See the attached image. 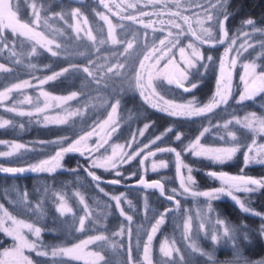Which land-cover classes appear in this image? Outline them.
Masks as SVG:
<instances>
[{
  "label": "rangeland",
  "instance_id": "rangeland-1",
  "mask_svg": "<svg viewBox=\"0 0 264 264\" xmlns=\"http://www.w3.org/2000/svg\"><path fill=\"white\" fill-rule=\"evenodd\" d=\"M75 1L83 3L86 0ZM98 1L100 8L94 11L91 20L80 6L69 9L66 17L62 12L55 15L44 12L39 5L27 0L28 14L31 16V23H27L18 0H0V57L7 61H0V129L17 124L24 128L27 125L60 126L79 121L83 130L79 138L70 142V148L73 145L80 147L93 159L95 164L92 165H111L100 168L111 171L115 177H132L133 163H137L141 172L160 173L167 178L166 191L176 201L174 205L167 203L163 209L155 210L151 205L154 194L148 190L111 193L95 183L97 196L103 198L100 199L94 196L90 198L76 188L54 184L52 180L47 187L38 185L37 191L30 192L22 181L1 177L0 264H22L17 257L4 255L6 251L12 253L19 247L20 241L15 236L17 232L34 245L22 250V255L31 264H244L245 261L264 264V251L252 256L254 245L259 244L264 248V234L261 233L264 211L251 206L253 195L259 191L256 185L248 184L247 187L252 189L249 192L231 189L233 195L250 209L249 212H244L226 192L210 200L185 193L180 186V179L184 177L191 192L227 189L224 182L200 189L195 183L187 181L189 168L194 178L192 161L195 159H205L222 167L224 163L242 156V170L236 175L264 179V175L255 177L242 172L248 166L264 168V164L258 162L245 165L244 159L246 154L256 155L257 147L264 144V132H260L257 125L251 129L246 126L249 114L254 113L264 119V92L257 93L251 99L239 100L245 84H251L254 79L249 77L246 82L241 79L244 76L243 65L255 62L257 74L264 72L260 62V58L264 57V28L255 25L262 31H253L251 26L240 25L230 31L224 19L227 5L224 6L223 0ZM70 30L77 36L76 47L86 45L78 51L80 56H85L88 61L89 55H97L87 65L78 67L80 74L89 77L82 82L85 95L77 91L59 94L47 89L46 84L64 75L63 71L45 77L16 79L14 68H33L34 55L55 54L53 48L62 53L70 48L63 42ZM226 50L229 52L227 70L232 73L231 94L226 103L220 102L215 109L222 108L235 96L238 103L250 101L253 110L208 125L186 143L180 142L181 134L177 132L171 136L169 144L172 145L168 146L161 143L174 128L150 134L151 123L144 124L140 129L130 127V117L123 114L121 107V97L130 93L139 95L152 107L156 105L154 108L176 117L208 115L213 111L188 115L192 110L188 107L189 101L198 109L212 100L204 105L196 104L193 97L177 100L163 94L161 84L173 87L174 83L169 77L175 75L182 84L194 90L200 83L198 79L202 73L212 63L217 68L218 80V67L223 62ZM197 52L199 56L195 54ZM215 52L218 53L217 57L214 56ZM137 55L136 66L134 59ZM96 59L101 63L96 64ZM233 60L235 65L232 64ZM112 71L114 73L106 80L105 76ZM227 83L226 72L221 85L225 93L228 91L225 87ZM193 84L196 87L192 88ZM107 91L119 93L109 99L99 95ZM43 93H47V96ZM69 96L72 98L67 99ZM145 125L148 127L145 128ZM197 138L199 145L191 148ZM249 147L253 150L250 153L247 152ZM232 148L237 149L232 159L221 162L214 158ZM39 150V145L0 138V171L28 173L27 165H11L7 161L11 157ZM198 150L208 155H195ZM154 162H165L167 167L152 171ZM173 189L176 191L173 192ZM116 196L121 197L119 206L114 199ZM135 197L141 201L140 209L134 206ZM223 200L236 206L239 211L237 220L231 219L220 209L218 202ZM65 202L71 212L62 213L59 210L60 204ZM85 213L88 215L85 216ZM161 215L164 216V223L152 236L148 252L147 237ZM80 218H85L83 229L79 226ZM218 219L223 220L224 225H218ZM23 224H31L33 229L39 228L40 235L22 227ZM225 226L227 231L223 230ZM4 229L12 231L14 235H8ZM97 236L102 239H94L84 246L79 252L82 256L80 259L71 255H52L53 251L74 248L82 241ZM165 246L169 255L161 251ZM89 253H99L103 259L96 261ZM144 255H149L148 262Z\"/></svg>",
  "mask_w": 264,
  "mask_h": 264
},
{
  "label": "trees",
  "instance_id": "trees-1",
  "mask_svg": "<svg viewBox=\"0 0 264 264\" xmlns=\"http://www.w3.org/2000/svg\"><path fill=\"white\" fill-rule=\"evenodd\" d=\"M36 5H39L44 12L49 14H56L58 12L64 13L68 17V11L74 6H80L92 20L94 17L93 13L95 10L100 8L98 0H86L83 3H77L75 0H31ZM18 4L23 9V17L27 23H31V16L28 14V2L27 0H18ZM227 26L230 31H234L240 25H244V22L248 19L255 21V25L260 28H264V0H227L226 7ZM62 19V17H61ZM94 21V20H93ZM50 28V27H49ZM9 32V31H8ZM9 35L10 32H9ZM18 36V35H17ZM21 40L20 36H18ZM76 35L70 30L67 37H64V43L69 45L70 48L60 53L57 48H53L55 54L46 53L40 54L36 57L34 55L33 68L27 69L20 66L15 67L16 79H24L26 77H45L54 74L55 72H64V75L58 77L56 80L49 81L46 87L49 91L54 93H71L80 92L84 94V88L82 87V82H84L88 76H84L78 72L79 66L87 65V62L97 57V55H89L90 59L88 61L85 56H80L78 51L84 49L85 46L76 47ZM24 40V39H23ZM59 42V41H58ZM31 44H33L31 42ZM59 44V43H58ZM117 46V45H115ZM114 46V47H115ZM35 45L33 44V48ZM215 50V49H214ZM35 51V49H34ZM216 51V50H215ZM35 53V52H34ZM215 57L218 53L215 52ZM137 58L134 59L135 65L137 66ZM133 59V58H132ZM0 61L4 63L7 62L6 59L0 57ZM133 61V60H132ZM96 64L101 63L96 59ZM262 69L264 70V57L260 58ZM100 64L99 66H101ZM135 66V67H136ZM131 69V73L134 68ZM105 76L107 80L108 76ZM26 74V75H25ZM199 85L189 92H185L178 86L167 87L164 83L161 84V89L163 94L168 95L177 100H184L185 97H193L194 101L198 105H204L210 102L216 91L217 84V68L214 63L210 64L205 72L202 73L198 79ZM1 82V81H0ZM79 82H81L79 84ZM173 84V83H171ZM2 84L0 83V87ZM108 92V91H107ZM119 93V91H109L108 93L99 94L104 99H109L112 95ZM85 95V94H84ZM96 96V95H95ZM121 107L123 114L130 117V127L136 126L140 129L146 123H151L149 128L150 134H158L165 131L167 128L172 127L174 130L167 136V138L162 141L163 145H172L170 143L171 136L177 132L181 134L180 142H188L194 139L199 133L208 125L215 124L218 121L226 120L235 115H240L249 110H253L252 103L250 101L245 103L236 102L235 96L222 108H217L211 111L208 115H198L191 117H179L173 116L163 112L160 109L152 107L149 103L144 101L139 95L130 93L125 94L121 97ZM91 119V117H90ZM21 124L14 125L9 128L0 129V138L12 139L19 141L21 143H28L39 145L41 150L34 153L20 154L15 157L8 159V163L11 165H27L29 167V172L26 174L19 175H4L0 174L1 177H5L7 180L13 177L17 181H22V183L30 190V192L37 191L38 187H47L50 180L54 184L61 185L69 189H79L88 197H98L96 194V189L94 187L95 183L100 184L103 189L111 193H117L121 191L134 192V191H144L148 190L153 192L151 199V205L155 210H161L164 208V204L174 205V201L161 197L157 191L153 188H126L124 183L134 181L145 175L147 178H158L161 179L164 184H168L167 178L160 173H152L151 171L141 172L137 166V163H133L128 167L133 168L134 175L132 177L124 176H114L111 171L103 170L99 166H95L93 159L86 153L83 155L77 151L67 152L66 149L70 148V142L79 138L83 130L82 125L77 121L76 123H71L68 125H51V126H26L21 128ZM174 144V143H173ZM60 153L63 157L60 160V167L56 168L53 172L48 171H34L31 170L33 167L38 166L43 161H52L54 157ZM193 165V175L195 178L196 187L200 189L211 188L220 185L223 181H220L210 175V171L223 169L231 173H239L242 168V156H237L233 161H228L218 167L217 165L211 164L205 159H195L192 161ZM246 175H252L255 177L264 175V168L261 166H248L243 169ZM98 179H95V178ZM107 179L116 180L118 183L107 182ZM39 185V186H38ZM38 186V187H37ZM166 188V187H165ZM165 192H168L165 189ZM170 195V194H168ZM254 201L251 205L254 209L258 211H264V187L259 188L256 195H253ZM134 206L137 209L141 208V201L138 198H134ZM218 205L224 213L233 220H237L239 216V211L234 204L228 200L219 201ZM140 211V210H137ZM115 213V212H114ZM116 215V214H115ZM137 216V212H136ZM137 218V217H136ZM139 219V217H138ZM120 219H118L119 221ZM118 226V224H117ZM256 246L252 256H257L262 254L264 248L259 244Z\"/></svg>",
  "mask_w": 264,
  "mask_h": 264
},
{
  "label": "snow or ice",
  "instance_id": "snow-or-ice-1",
  "mask_svg": "<svg viewBox=\"0 0 264 264\" xmlns=\"http://www.w3.org/2000/svg\"><path fill=\"white\" fill-rule=\"evenodd\" d=\"M224 6L226 7L227 5V0H223ZM225 21L227 20V14H225L224 17ZM244 25L247 26H251L253 31H262L261 29H258L255 27V21L252 19H248L247 21L244 22ZM262 48H264V43H262ZM197 56H199V52L195 53ZM229 57V52L228 50L225 51L224 53V59L223 62L219 65L218 70H219V77L217 80V84H216V91L215 94L212 98V102H210L209 104L205 105L202 108H195V105L193 104L192 101L188 102V107L191 108L192 110L189 111L187 114L188 115H198L201 113H205L208 111H211L212 109H215L218 104L220 102H227V99L229 98L231 91H230V85H231V79H232V73L230 71L227 70V64H226V60ZM211 59V58H209ZM232 64L235 65V60L232 61ZM244 68V76L241 77V79L243 81H247L249 77H253L254 79L252 80L251 84H245V88H244V93L239 97L240 101H244L245 99H251L252 97H254L257 93L259 92H264V72H260L259 74H257L256 69H257V65L255 62L243 65ZM227 72L228 75V83L227 85H225V87L228 88L227 93H225V91L222 88V82L225 79V73ZM49 79H52V77H49ZM192 88L196 87L195 84H193L191 86ZM191 90V89H188ZM43 95L47 96V93H43ZM72 95H75V93H73ZM72 96L67 97V99H71ZM219 98V99H217ZM154 107L156 105H153ZM183 114V113H180ZM247 120V124L246 126L248 128H252L254 125H257L259 127L260 132H264V119L258 118L254 113L253 114H249L248 117H246ZM59 122V121H58ZM148 125H145V128H147ZM225 127H227V125H225ZM205 132L207 131V129L204 130ZM201 135H203V132L201 133ZM179 137V136H177ZM159 139V138H157ZM180 139V137H179ZM155 141H153L154 143ZM199 145V138H197V140L195 141L194 144H192L190 147L191 148H196ZM19 147V146H17ZM13 151H15V148L13 149ZM67 152H71V151H77L80 152L81 155H83V151L81 150L80 147H77L76 145H73L71 148L66 149ZM237 151V149L232 148L230 150H227L223 155L221 156H215L214 158L223 162L225 160H230L232 159V157L235 155V152ZM252 148L249 147L247 149V152L250 153L252 152ZM195 155L200 156V155H208L207 152L202 151V150H198L195 152ZM62 155L60 153H57V156L54 157L52 159V161H43L41 162L38 166L33 167L31 170L34 171H48V172H53L56 170V168L60 167V160L62 159ZM257 157H259V159H257ZM111 158H109L110 160ZM245 165H247L248 163L251 162H258V163H262L264 164V144L260 145L257 147L256 149V155H245ZM99 167H110L111 165L109 164H99ZM152 171H156L158 169L161 168H166L167 164L165 162H154L152 164ZM9 171H14V170H9ZM189 175L187 176V181L192 182L193 184L195 183L194 178L190 175L191 173V169H188ZM215 176H218L219 179H221V181H223L228 187L227 189L225 188H220L214 191H209V192H202V193H196V192H191L190 191V187L186 186L185 183V179L184 177H181L180 179V186L181 188L184 190L185 193H191L192 195H200V196H204V197H208L210 200L211 199H217L220 194L222 193H227L230 197H232L233 200H235L237 202V204H239L240 208L244 211V212H249L250 209L248 207H245V205L243 203H241L239 201V199L237 197H235L233 195V192L231 191V189H236L237 191H245V192H249L252 189H249L247 187L248 184H253L256 185L257 190L261 187H264V179L258 180V179H254L251 177H240V178H236V177H229L227 176V174H213ZM95 178V177H94ZM98 179V178H95ZM141 185H145L148 188H156L159 189L161 194H164V186L160 181H155L152 183H146L144 180L140 181ZM173 192H175L176 190H172ZM114 199L117 202V206H119V202L121 197L120 196H116L114 197ZM169 199V197H168ZM174 197L171 198V200H173ZM61 200H63V197H61ZM59 210L63 213V212H71V208H69L65 203H61L60 204V208ZM121 214H123V212H121ZM256 215H261L260 213H255ZM88 214L85 213V216H87ZM129 220L131 219V217H127ZM84 221L85 218H80L79 219V226L80 229L84 228ZM164 223V216L161 215L160 219L157 220L156 224L151 228V234L147 237V243L146 245L148 246V252H149V246L151 245L152 242V236L157 232L159 226L161 224ZM216 223L218 225H224V221L223 220H217ZM22 227L24 228H28L30 230H32L33 232H35V234L37 236L40 235V229L39 228H35L33 229V226L31 224H23ZM224 231H227V226H225L223 228ZM4 231L8 234V235H14V233L12 231H9L8 229H4ZM261 233L264 234V224H262L261 227ZM16 239H18L20 241L19 247H17L15 249L14 252L9 253V252H5L4 255L5 256H15L19 259V261L22 262V264H24V261H27V264H31V261L27 260V257H24L22 255V250L25 247L31 248L34 247V245L30 244L29 242H27V240H25L23 237L19 236L18 232L15 233ZM99 240L102 239V237L97 236L94 238H90L89 240H85L82 241L81 244L75 245L74 248H67V249H60L58 251H53L52 255L55 256L57 254L60 255H71L76 259H80L82 258V256L79 254L80 250L86 246L89 243H92L93 240ZM214 239V237H213ZM161 251L165 253V255H169V251L167 249V247H162ZM41 255H46V253H40ZM88 255L94 257V259L96 261H100L103 259L102 256H100L99 253H89ZM145 260L148 262L149 261V255H144ZM244 264H249V262L245 261Z\"/></svg>",
  "mask_w": 264,
  "mask_h": 264
},
{
  "label": "water",
  "instance_id": "water-1",
  "mask_svg": "<svg viewBox=\"0 0 264 264\" xmlns=\"http://www.w3.org/2000/svg\"><path fill=\"white\" fill-rule=\"evenodd\" d=\"M169 80L171 82H173L174 84H176L179 88H181L182 90H184L185 92H189L190 89L189 87H187L186 85L182 84L176 77L175 75H172L169 77ZM21 172L19 170H14V171H9V170H1L0 171V174H4V175H18L20 174ZM210 175H212L213 177H215L216 179L220 180L218 178V176H215L213 174H227V176L229 177H236V178H240V177H250V176H244V175H236V174H230V173H226V172H222V171H218V170H212L209 172ZM253 178V177H251ZM255 179V178H254ZM141 180H144L146 183H152V182H155V181H160L163 186H164V194H161L160 190L159 189H156V188H153L157 191V193L161 196V197H164L166 199H169L171 200L172 195H168L166 192H165V184L164 182L161 180V179H158V178H147L145 175H142L140 178L134 180V181H130V182H127V183H124V187L126 188H138V187H145V188H148L146 187L145 185H141L140 184V181ZM107 182H110V183H118L116 180H113V179H107L106 180ZM172 201H176V198L174 197V199Z\"/></svg>",
  "mask_w": 264,
  "mask_h": 264
},
{
  "label": "clouds",
  "instance_id": "clouds-1",
  "mask_svg": "<svg viewBox=\"0 0 264 264\" xmlns=\"http://www.w3.org/2000/svg\"><path fill=\"white\" fill-rule=\"evenodd\" d=\"M177 139H179V137H177Z\"/></svg>",
  "mask_w": 264,
  "mask_h": 264
},
{
  "label": "flooded vegetation",
  "instance_id": "flooded-vegetation-1",
  "mask_svg": "<svg viewBox=\"0 0 264 264\" xmlns=\"http://www.w3.org/2000/svg\"><path fill=\"white\" fill-rule=\"evenodd\" d=\"M175 86H177V85L175 84Z\"/></svg>",
  "mask_w": 264,
  "mask_h": 264
}]
</instances>
